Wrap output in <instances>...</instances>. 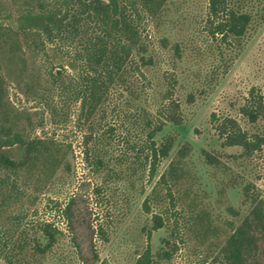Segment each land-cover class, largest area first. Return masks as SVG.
<instances>
[{"label":"trees","instance_id":"obj_1","mask_svg":"<svg viewBox=\"0 0 264 264\" xmlns=\"http://www.w3.org/2000/svg\"><path fill=\"white\" fill-rule=\"evenodd\" d=\"M167 1L0 0V260L42 264L56 254L62 230L51 219L28 220V192L38 195L72 170L73 145L56 134L71 119L64 107L68 101L77 105L84 163L97 173L121 172L111 169L110 157L121 127L125 147L137 154L135 170L154 178L162 160L170 157L175 135L161 140L158 135L169 123H183L182 101L172 72L162 74L158 89L143 25V20L156 24ZM207 19L222 64L217 79L228 71L237 49L232 44L246 34L253 16L230 0H210ZM174 48L180 54L179 45ZM12 90L43 105L53 129L38 134L45 122L18 106ZM194 101L190 94L189 102ZM241 113L249 123L261 124V131L250 133L233 117H216V127L227 145H240L249 156L264 148V87L252 94ZM229 123L234 130L227 133ZM190 151L189 143L179 149L144 201L147 210L150 201L161 208L152 218L148 238L168 226L170 236L163 239L167 248L154 254L148 243L135 264L171 261L180 244L191 247L203 263L264 264V195L254 183H246L243 202L249 211L225 229L188 184L185 158ZM204 154L211 164L218 162ZM74 204L73 199L64 207L58 204L69 220ZM98 231L108 239L103 227Z\"/></svg>","mask_w":264,"mask_h":264},{"label":"rangeland","instance_id":"obj_2","mask_svg":"<svg viewBox=\"0 0 264 264\" xmlns=\"http://www.w3.org/2000/svg\"><path fill=\"white\" fill-rule=\"evenodd\" d=\"M209 2L168 0L156 24L143 20L150 53L156 63L152 73L157 87H162V74L172 72L177 78L176 94L182 101L184 113L182 124L169 123L158 135L161 140L173 134L176 141L170 157L162 160L154 178L148 171L135 170L137 154L125 147L122 127L115 134V145L110 153L111 169L118 168L121 172L117 175L113 171L97 173L87 166L81 153L83 132L76 123L77 105L69 101L64 104L71 119L57 128L56 134L73 145L72 170L44 192L38 195L31 190L28 192V220L51 219L62 230L56 254L42 264H62L64 258L63 264H100L102 261L135 264L148 243L154 254L167 248L163 239L170 236L168 226L154 230L148 238L152 218L161 208L150 201L147 210L144 201L170 161L187 143L191 145L185 158L190 170L188 184L198 193L200 203L210 209L214 220L225 229H229L232 220L239 223L249 211V205L243 202L246 183H254L264 195V148L245 155L242 146L227 145L225 134L216 127V117L221 120L233 117L250 133L261 131V124L249 123L241 107L264 87V0H230L241 10L250 12L253 20L246 34L232 44L237 47L236 54L228 71L217 79L214 76L222 64L216 56V43L209 35ZM176 44L180 54L174 48ZM190 94L195 96L194 102H189ZM12 98L18 106L30 109L45 122V130L39 129L38 134L53 129L43 105L28 101L15 90H12ZM232 130L229 123L227 133ZM205 151L218 162L211 164ZM71 199L75 204L69 220L58 204L64 207ZM230 207L238 210L240 216ZM100 227L107 231L108 239L101 236ZM178 247L171 261L159 264H209L203 263L191 247L183 244ZM0 264L8 263L1 259Z\"/></svg>","mask_w":264,"mask_h":264}]
</instances>
